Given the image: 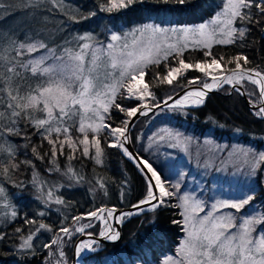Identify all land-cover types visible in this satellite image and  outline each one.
Listing matches in <instances>:
<instances>
[{"label":"trees","instance_id":"16d2710c","mask_svg":"<svg viewBox=\"0 0 264 264\" xmlns=\"http://www.w3.org/2000/svg\"><path fill=\"white\" fill-rule=\"evenodd\" d=\"M223 2L188 0L184 6H178L171 2L164 4L143 0V3H135L128 8L102 11L101 8L107 6V0H0L3 5L0 7V52H4L16 65L20 76L15 77L14 83L23 94L37 84H43L42 76L32 75L29 61L46 56L50 50H54L56 55L65 49L76 51L81 43L78 37L92 35L97 42L104 43L110 40L112 34L149 24L200 25L211 20L222 9ZM257 3L260 0H253L252 8L243 10L250 11L251 22L237 19L234 23L236 28L247 29L244 39L212 46L211 56L204 54L208 49L195 48L183 52L182 56L173 54L162 60L159 66H149L146 82L154 96V100H148L151 106H158L166 98L186 89L191 85L188 83L190 79L199 77V80L205 81L200 72L188 70L171 85L162 82L163 75L171 67H178L180 59L195 64L222 56L224 59L220 64L225 72H230L235 67L233 57L246 56L247 64L244 60L239 62L242 67L264 76V13L255 6ZM21 43H43L45 47H37L31 53L26 48L19 49L20 55H17L15 49ZM20 64H29V67L25 70ZM244 82L248 99L254 104L260 103L256 86ZM231 91V87H224L209 96L200 108L161 109L134 126L131 132L134 149L160 174L172 195L153 212L124 223L119 242L101 245L98 251L84 257L82 264H163L165 260L177 257V249L186 233L183 224L174 221L184 219L181 198L187 193L194 172L191 163L180 159L178 150L169 149L168 144L167 147L161 146L154 137L158 129L165 126L198 140L245 145L258 154H264V117L252 111L237 91L230 95ZM125 93L124 88L119 90L116 103L121 107H136L135 102L125 99ZM36 115L43 116V113ZM127 119L125 112L113 106L105 114L104 123L122 128L123 121ZM3 124L17 128L19 134L5 131L0 136V143L6 141L13 146L15 153L14 158L7 153L0 154V187L4 188L3 195H0V235L4 237L0 240V264H53L59 256V247L52 242L63 228L73 225L76 217L89 215L103 207L127 208L148 194L147 181L138 168L119 148L108 146L112 142L108 134L110 129H103L97 134L103 149L102 162L98 164L95 147L91 145L94 134L90 131L88 156L83 155V145L79 143L83 134L77 131L78 126L70 129L76 150L69 148L62 134L56 140L57 153L53 156L52 145L42 138L30 121L21 119L16 125L8 121ZM50 138L55 139L56 134L53 133ZM33 147L42 159L32 152ZM5 167L8 168L7 174L4 173ZM263 172L264 160L256 174L255 185L248 190L247 198L251 199L243 209L234 211L237 213L234 221L237 227L245 214L264 218ZM40 184L44 189L41 190ZM46 189L51 190V199L46 197ZM57 200L61 202L57 203ZM41 224L45 227L41 228ZM17 228L21 231L17 232ZM254 228L253 235H256L264 230V223H257ZM92 233L98 235L97 230ZM29 236L32 237L31 248H22ZM78 239L79 236L74 235L68 242L65 240L63 251L69 262H72Z\"/></svg>","mask_w":264,"mask_h":264},{"label":"snow or ice","instance_id":"6c2138e0","mask_svg":"<svg viewBox=\"0 0 264 264\" xmlns=\"http://www.w3.org/2000/svg\"><path fill=\"white\" fill-rule=\"evenodd\" d=\"M157 3H173L178 6H184L188 0H156ZM135 3H143V0H107V6L101 8L102 11L119 10L128 8ZM253 0H224L221 11H218L215 16L208 22L202 23L196 27H185L181 29H171L173 33H181V39L184 41L181 46L168 43L165 46L163 42L149 40L146 43L134 39L131 44L125 42L119 49L109 43L107 48H94L89 43H84L78 52H73L71 49H65L64 54L56 56L54 50H50L53 57L59 63L54 62L52 65L45 66L44 62L49 57L42 56L39 59L29 61L31 65L30 71L33 76H44L47 80L44 84H37L35 88H30L29 91L21 93L20 87L14 83L15 77H19L20 73L16 70V65L12 64L8 56L4 52H0V136H3L6 131L8 134L18 135V129L15 127H5L3 122L8 121L11 125H16L19 120L26 119L30 121L37 132L43 139L52 145L51 153L53 156L57 153L56 140L63 134L64 142L73 151L76 150V145L70 129L77 127V131L83 134V139L79 143L83 145V155H89L90 141L88 133H93L91 145L95 147L96 163H101L103 149L101 141L98 138V133L103 129H110L109 135L115 137L117 142L109 144V147L123 148L124 144L121 141H127L126 135L129 121H123L124 127H110L104 123L105 113H109L111 107L118 108L121 112H125L128 117L136 116L140 111L137 107H121L116 103L117 95L121 88L127 91L129 99L143 101L146 96L153 95L149 91L148 83L144 82L145 76L148 74L149 66H159L161 60H167L175 51L177 56H182L183 51L188 48V40L191 36V43L195 46H203L208 49L204 54L211 56V45L231 44L236 39H244L247 29L233 27L237 19L251 22L252 16L250 11L245 12L244 9H251ZM260 12L264 13V0L255 5ZM0 7H3L0 4ZM86 19V17H85ZM151 29L153 36L160 33H166L168 29H161L151 25L146 26ZM140 31V30H136ZM238 34V35H237ZM143 35V32H141ZM221 37L217 39V37ZM80 40H91V36L78 37ZM112 41H118L121 38L117 35H112ZM37 47L44 48L43 43L40 44H19L17 55H20L19 49H27L29 53L33 52ZM90 50V51H86ZM67 56V60H65ZM224 57L218 59L213 57L209 62L202 61L195 64L186 63L183 59L179 60L178 67H171L165 75L162 82L171 85L173 80L178 76L185 74L188 70L194 69L204 73L212 79V84L204 83L203 88L212 90L213 87H219L224 83L240 84L243 80L248 79L253 84L261 85V96H264V77L261 80H254L249 72L239 63L244 60L247 64L246 56L237 55L233 57L235 67L230 69L231 74L227 76L213 75V71L220 69V61ZM230 63L232 61H229ZM19 63V62H17ZM29 64H20L19 66L28 69ZM5 65H7L5 67ZM257 77L261 76L260 72H254ZM159 79V74L156 75ZM199 77L190 79L189 84H196ZM142 85V87H141ZM205 91H189L183 97V100L188 101L189 97H195L192 101L194 105H202L206 98ZM179 104V102H178ZM180 104V107H183ZM146 107V105H145ZM36 113H43V116H37ZM141 115H146V112H140ZM257 115L264 116V107L260 109ZM72 120V124H67L65 118ZM75 118V119H74ZM56 134V138L52 134ZM163 138V137H161ZM64 142L60 144V152H63ZM32 152L37 154L36 147L32 148ZM7 153L9 157L14 158L15 153L13 146L7 144L6 141L0 143V154ZM125 155L131 158L128 150L124 149ZM38 158H41L37 154ZM72 159V156L68 157ZM264 160V154L260 156ZM144 167L151 173L149 180L154 179L155 184L149 183L148 194L145 200L141 201L134 207L139 208L141 204L158 201L151 205V210H155L160 204H164V197L171 196L172 193L164 187L158 172L147 161H143ZM18 167V165H17ZM255 165H253V170ZM8 168H4V173L7 174ZM35 182V177H34ZM103 187V185H101ZM178 187V185H174ZM154 189H158L157 196ZM4 188L0 187V195H3ZM51 195V193H49ZM251 197L240 200L238 202H219L214 204L212 208H232L237 212L246 205ZM183 208L181 215L183 221H174V223L183 224L186 233L185 238L181 241L180 247L177 249L178 259L165 261V264H264V230L256 235L254 225L264 223V218H245L237 227L234 223V217L216 216L215 211L207 213L203 217H199V212L204 211L200 201H194L190 197H182ZM61 201L57 200V203ZM176 207V205H173ZM100 213L105 211L104 208L97 210ZM115 209L108 210V216L111 217ZM43 215V213H40ZM125 215H132L131 213ZM15 216V212H13ZM89 216L97 217V212L89 213ZM75 219H80L76 217ZM41 228L45 226L40 225ZM84 227H87L85 225ZM236 228L235 232L231 229ZM17 232L21 230L16 229ZM62 231L69 233L68 228H63ZM76 231H83V228H77ZM101 236H105L101 232ZM111 240L115 241L119 238V233L111 235ZM4 239L0 235V240ZM32 237L29 236L24 240L22 248H31ZM52 243H56L54 240ZM84 247H91V244L81 245L77 252ZM63 255V253H61Z\"/></svg>","mask_w":264,"mask_h":264},{"label":"rangeland","instance_id":"374dc122","mask_svg":"<svg viewBox=\"0 0 264 264\" xmlns=\"http://www.w3.org/2000/svg\"><path fill=\"white\" fill-rule=\"evenodd\" d=\"M169 19H171V17H169ZM149 25H151L153 27H158L161 29H168L169 31L166 33H163V34L158 33L155 36H153L151 33V29L146 28V26H144V27L139 26V27H134L131 29L123 30V32L119 33V34L118 33L112 34V35L119 36L121 39L118 41H112V39H111L112 35H111L110 40L107 42H104V43L97 42L92 35H83V36H91L92 39L91 40H80L81 43L79 44L78 49L76 51H73V52H78L80 50V47L84 43H89L94 48H104V49H106L107 45L109 43H111L117 49H119L125 42H128L129 44H131L134 39L140 40L144 43H146L149 40L160 41V42H163V44L165 46V50H167L166 45L168 43L177 44V46H181L184 42L181 39L182 34L179 32L173 33L172 31H170L171 29H181V28H185V27H196V26H198V25L193 26V25H178V24L164 25V26L155 25V24H149ZM149 25H147V26H149ZM233 27H234V25H233ZM136 30H140V31H136ZM141 32H143V35H141ZM219 38H221V37L218 36L217 39H219ZM192 39L193 38L190 36L189 40H188V48L185 49L183 52H185L189 49L203 48V46L193 45L191 43ZM216 44H218V43H213L211 45V47L216 45ZM86 51H90V50H86ZM63 54H64V51L62 53H60V55H63ZM173 54H176L175 51H172L171 55H173ZM60 55H56V56H60ZM45 57H49V59H47L44 62L45 66L52 65L54 62L59 63V61L55 60L51 51H49ZM64 58H65V60H67V56H65ZM209 63H210V61H209ZM220 66H221L220 69L213 71V75L224 76V75L231 74V72H225V70L223 69L221 64H220ZM190 70H194V69H190ZM194 71H196V70H194ZM196 72H199V71H196ZM253 72H256V71H253ZM200 73L204 77L203 80H205V81L203 82L202 80H199L196 84L189 85L183 91H187V90L192 89L194 87H203L204 83H210L212 81L211 77L205 76L204 73H202V72H200ZM261 76L264 77L263 75H261ZM42 77H43V84H44L45 81L47 80V77H44V76H42ZM180 78H182V75L178 76L177 79L173 80V82L177 81ZM244 81H246L247 83L253 84L248 79H245L240 84H234V83L224 84L221 87V89H223L226 86L231 87V85H233V84L234 85H240L243 87V84L245 83ZM144 82L147 83L146 82V76L144 78ZM253 85L256 86V89L258 90V94H259V98H260L259 99L260 103H258V105H261V103L263 102L262 96H261V91H260L257 84H253ZM141 87H142V85H141ZM221 89L219 88L218 90L220 91ZM243 89H244V87H243ZM149 91H150V89H149ZM183 91H181V92H183ZM244 91H245V89H244ZM231 94L232 93H230V95ZM128 95L129 94L126 91L125 99H127L130 102H135L137 105V106L136 105L135 106L137 108H139L140 111H144L145 110L144 108L155 107V106H151V102L148 101V100H151V101L154 100L153 95L146 96L143 101H138L134 98L129 99ZM176 95H174V96H176ZM174 96L166 98L164 101H166L167 99H170ZM145 105H146V107H145ZM199 106H201V105H199ZM185 107H187V106H183V107L173 106L171 108H185ZM188 107H190V106H188ZM140 111H138V112H140ZM252 111L258 113L260 110H252ZM258 116L264 117L261 115H258ZM130 119L131 118L128 117L127 120L130 121ZM65 121L67 124L73 123V121L68 120L67 117L65 118ZM111 137H112L111 143L117 142L115 137H113V136H111ZM161 137H163V138H161ZM154 138H156V143L161 144V146L167 147V144H168L169 149L172 147L173 149L178 150L181 153L180 159L182 161H186V162L188 161V163L192 164L191 170H193L194 175L191 177L189 189L186 191L187 193L184 195V197L187 196V197L192 198V200H194V201H200L202 203L204 211L199 212V214H198L199 217H203L207 213L215 211L216 216L231 215L234 217V221H235L236 220V214H237L236 213L237 211L235 209L222 207V208H219V210L217 211V210H214L212 208V206L214 204H218L219 202H223V201L238 202L240 200L247 198L249 188L253 187L255 185V183H254L255 177L257 176L256 174H258L259 166H260V163L262 161L260 159L261 154H258L257 152H255L249 146L239 145V144L227 145L225 143H219V142H216V141L211 140V139L198 140L196 138H193L190 135L181 134V133L174 131L171 128H168L165 126H162L158 129L157 134ZM118 148L121 150V152L124 154V156L126 158L129 157L128 155H125V153H124L125 146L123 148H120V147H118ZM253 165H255L254 170H253ZM263 174H264V172H263ZM40 187H41V190H42V188L44 189V186H42V184H40ZM165 189L167 191H169V189L167 187H165ZM45 192H46L45 193L46 197L48 199H51V196H52L51 190L46 189ZM49 193H51V195H49ZM168 197H164L163 199L165 200ZM104 208H106V210H108V209L109 210H111V209L117 210L116 208H108V207H104ZM241 209H243V207ZM234 211H236V212H234ZM96 212H97V216L99 218L92 217L89 215H80V216H78V217H80V219H78V220L75 219L73 225L68 228L69 229L68 234H66L62 231L54 239L56 241V243H53V244L58 245V247H59V256L53 261V264H73L75 247H76L77 242L83 236L94 235L92 233V231L97 230L98 235H96V237L106 238V237H110L109 236L110 233H113V234L117 233L118 232V226L123 227L122 222H123L124 217H126V216H123L120 220V223H117L116 218H117V216H119V214L116 215L115 212H113V215L111 217H109L107 212H105V214H102L98 211H96ZM245 218H252V217L245 214V216L243 215V217H242V222ZM85 225H87V227H84ZM77 228H83V231H76ZM236 230H237L236 228L231 229V231H233V232H235ZM101 232H104L105 236H101ZM74 235H78L79 239L75 243V246H74V253H73L72 262H69L64 251H63V247L65 246V243L68 242L69 239H71ZM119 237H120V235H119ZM121 238H122V236H121ZM65 240H67V241L65 242ZM105 240L109 241L110 242L109 244H115V243L119 242L121 239L119 241H117V240L113 241L110 238H106ZM82 244L83 245L91 244V247L90 248L89 247L81 248V250L79 252H77L76 257L80 260H82L87 255L98 251V248L101 246L100 244L96 243L95 241L88 240V239L83 240L79 244L78 247H80ZM49 246H51V245H49ZM61 253H63V255H61ZM171 259H178V257L171 258ZM165 261L163 264H165Z\"/></svg>","mask_w":264,"mask_h":264},{"label":"water","instance_id":"95a60500","mask_svg":"<svg viewBox=\"0 0 264 264\" xmlns=\"http://www.w3.org/2000/svg\"><path fill=\"white\" fill-rule=\"evenodd\" d=\"M194 88H202V87H194ZM221 89V88H220ZM231 93L233 91H237L241 96L242 98L244 99V101L246 102V104L249 106V108L251 110H260L262 107H264V103L262 102L261 105H258V104H254L252 103L248 97H247V94L246 92L244 91L243 87L240 86V85H231ZM185 91L177 94L176 96L170 98V99H167L166 101H164L163 103H161L160 105L156 106V107H151V108H147L149 110H144V111H140V112H146L147 114L146 115H141L140 112H138L136 114V116L134 117H131L130 121H129V125H128V128H127V143H124V146L125 148L128 150V152L131 154V159L130 157H128L127 159L132 162L134 164L133 161H136L138 163H140V161L142 160V158L140 157V155L136 152V150L134 149L133 145H132V142H131V132L134 128V126L143 118L151 115V114H154L156 113L157 111L161 110V109H167V108H171L173 107L172 104H174V102H176V100H178L181 95L184 93ZM219 92V90H215L211 93L208 94V96L206 97L204 103L201 105V106H190V107H185V108H200L202 106L205 105V102L206 100L209 98V96L215 94ZM135 165V164H134ZM136 166V165H135ZM137 167V166H136ZM145 176H147L149 178V175L145 172ZM146 205H143L141 204L139 208H136V207H130L128 209H120V210H117V213H125V214H128V213H136L137 211H140L141 209L145 208ZM118 232H119V239L117 241H119L121 239V236H122V227L121 226H118ZM92 240V241H95L96 243L100 244V245H106V244H109L110 242L109 241H106L104 238H101V237H96V236H93V235H88V236H83L79 239V241L77 242L76 244V247H75V254H74V260H73V264H82V260L78 259L76 257V254H77V248L79 246V244L83 241V240Z\"/></svg>","mask_w":264,"mask_h":264},{"label":"bare ground","instance_id":"6f19581e","mask_svg":"<svg viewBox=\"0 0 264 264\" xmlns=\"http://www.w3.org/2000/svg\"><path fill=\"white\" fill-rule=\"evenodd\" d=\"M249 75H251L252 76V78L254 79V80H261V78H262V76H260V77H257V76H255L254 75V72H249L248 73ZM230 75V74H229ZM224 76H227V75H224ZM262 83H264V81H262ZM208 84H212V81L210 82V83H208ZM224 84H227V83H224ZM224 84H222L221 86H219V87H213V89L212 90H208V89H204L203 87L202 88H192V89H189V90H187V91H185L182 95H181V97L178 99V100H176V102H174V104H172V106H180V104H183L184 106H197V105H194L193 103H192V101L195 99V97H189L188 98V101H184L183 100V97L186 95V93H188L189 91H198V90H200V91H205L206 93H207V95H206V97L208 96V94L209 93H211V92H213V91H215V90H218L219 88H221ZM258 85V87H259V89H260V91H261V85H259V84H257ZM206 99V98H205ZM262 100H263V103H264V96H262ZM205 101V100H204ZM178 102H179V104H178ZM156 107V106H155ZM149 108H151V107H149ZM144 109H146V110H149V109H147V108H144ZM168 109V108H167ZM121 141L123 142V144L124 143H127V141H123V138H121ZM118 148V147H117ZM141 157V156H140ZM142 158V157H141ZM131 159V158H130ZM143 161H146L145 159H143L142 158V160L140 161V163H138V162H136V161H133L134 162V164L137 166V168H138V170H139V172L144 176V178L146 179V181H147V184L149 185V183H152L153 185L155 184V180L154 179H151V180H149L148 179V177L147 176H145L146 174H145V172L149 175V178L151 177V173L148 171V169L147 168H145L144 167V164H143ZM162 180V179H161ZM163 181V180H162ZM163 184H164V187H166L165 186V183L163 182ZM154 191L156 192V194H157V196H159V191H158V189H154ZM147 197V196H146ZM145 197V198H146ZM145 198L143 199V200H145ZM169 198V197H168ZM167 198V199H168ZM143 200H141V201H143ZM166 200V199H165ZM141 201H139L138 203H136V204H134V205H132V206H130V207H133V206H135V205H137V204H139ZM156 203H158V201H151V203H145V204H143V205H146V207L145 208H143V209H141L140 211H137L136 213H132V215H125V213H123V212H121V213H117V210H120V209H128V208H130V207H127V208H116V207H108V208H116L117 210H115L114 212H115V214L117 215V214H119V216H117V218H116V222L117 223H120V220H121V218L123 217V216H126V217H124V219H123V225H124V223H126L128 220H130V219H132V218H134V217H137V216H142V215H144V214H147V213H150V212H153L154 210H151V205L152 204H156ZM162 204H160L159 206H161ZM158 206V207H159ZM104 208V207H103ZM105 210H106V208H104ZM109 210V209H108ZM108 210H106V211H104L102 214H105V212H107V214H108ZM112 210V209H111ZM103 216V215H102ZM111 235H113V233H110L109 234V236H111ZM104 239H106V238H104Z\"/></svg>","mask_w":264,"mask_h":264}]
</instances>
